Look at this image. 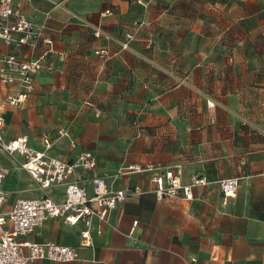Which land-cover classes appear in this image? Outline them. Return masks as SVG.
Wrapping results in <instances>:
<instances>
[{
	"label": "crops",
	"instance_id": "0c3cea01",
	"mask_svg": "<svg viewBox=\"0 0 264 264\" xmlns=\"http://www.w3.org/2000/svg\"><path fill=\"white\" fill-rule=\"evenodd\" d=\"M53 1L65 8L22 0L31 20L46 22L54 65L36 73L20 108L5 104L2 135L28 134L35 149L48 136V153L65 159L92 151L94 173L110 187L143 192L130 193L108 223L93 220V244L79 248V260L31 264H264V0ZM6 51L28 52L0 45V58ZM21 159L0 153L5 211L44 195ZM150 163L179 170L183 183L194 175L208 183L193 186L190 200H158L154 171H124ZM228 177L240 178L239 190L225 198L218 181ZM48 192L64 199L61 186ZM84 229L53 217L24 238L79 246Z\"/></svg>",
	"mask_w": 264,
	"mask_h": 264
},
{
	"label": "built area",
	"instance_id": "2783aa9c",
	"mask_svg": "<svg viewBox=\"0 0 264 264\" xmlns=\"http://www.w3.org/2000/svg\"><path fill=\"white\" fill-rule=\"evenodd\" d=\"M50 1L53 8L64 7L63 1ZM135 1L143 5L148 3V0ZM67 12L71 20L85 22L81 15L68 9ZM111 13L112 9H106L105 14ZM46 16L47 19L51 17L50 10ZM46 26V22L39 24L27 16L22 0H0V45L13 49L25 46L28 50L22 55L6 51L0 58V153L22 156L20 168L25 169L44 191V195L37 198H18L10 210H3L1 207L8 199L3 187L8 167L0 160V264H31L44 259L62 262L79 260V248L93 244V220L108 223L113 210L123 203L130 193L143 192L139 187H110L107 176L94 173L97 162L92 151H82L74 158L65 159L48 153L51 144L48 136L43 139L45 149H35L29 145L28 134H21L12 139L2 135L1 130L6 124L5 104L20 108L35 91L36 73L42 69L53 68L54 61L47 60L48 53L53 50V40L44 36L43 30ZM94 36L104 37L103 30L100 27L94 28ZM132 36L127 35L128 39ZM39 44H45L48 48L37 54ZM127 46L126 40L123 47ZM95 54L107 58L108 51L99 48L95 50ZM7 85L12 86L6 89ZM136 124L138 125V122ZM139 130L143 131L144 128L140 126ZM59 133L68 134L63 129ZM125 170L154 171V194L158 200L181 195L190 200L194 197L193 186L208 183L205 176L197 175H194L189 183H183L179 170L155 163L146 166L129 165L124 167ZM239 182L238 177L218 181L225 198L236 196ZM53 186L63 187L62 201H56L50 196L48 190ZM53 217L62 218L72 225L84 222L85 229L81 232L79 246L55 241L35 242L24 238L42 226L45 220ZM137 223L138 221H134V226ZM97 231L100 233L102 228L98 227Z\"/></svg>",
	"mask_w": 264,
	"mask_h": 264
}]
</instances>
